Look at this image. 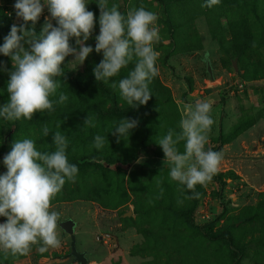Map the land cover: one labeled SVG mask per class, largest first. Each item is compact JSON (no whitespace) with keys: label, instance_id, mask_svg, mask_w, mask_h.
Listing matches in <instances>:
<instances>
[{"label":"rangeland","instance_id":"obj_1","mask_svg":"<svg viewBox=\"0 0 264 264\" xmlns=\"http://www.w3.org/2000/svg\"><path fill=\"white\" fill-rule=\"evenodd\" d=\"M96 2L89 0L88 5L96 15L95 32L87 41L93 49L99 35ZM14 3L0 0V45L11 26L22 22L17 20ZM113 3L125 15L142 4L158 17L160 40L155 49L160 54V73L150 84L152 99L135 109L131 118L137 120L149 110L145 128L138 126L129 139L119 142L111 135L124 117L105 120L101 112L129 105L118 89L96 81L93 69L103 56L93 51L84 64L76 62L65 69L66 81L59 78L63 87L58 91L69 97L66 104L56 105L51 114L37 113L31 121L0 117V174L7 171L3 158L15 139L30 138L38 150L52 151L54 132H65L69 136L67 155L73 164L90 156L111 162H100L106 169L104 176L76 164V181L67 182L53 201L61 221L77 223L76 247L85 253L87 264H264V0H219L212 8L202 7L205 0H109V6ZM48 15L45 10L37 23L38 34ZM71 43L75 46L74 39ZM244 43L246 53L236 61ZM0 62L7 66V71L0 70L2 106L9 99L6 89L12 61L0 54ZM132 67L113 80L126 76ZM197 99L213 102L215 124L207 147L222 151L224 160L207 187L197 186L202 195L190 213L189 200L177 203L183 196L169 177L165 155L156 141L169 128L178 129L182 105ZM88 114L94 116L95 128L83 124ZM44 125L50 130L48 137L43 135ZM97 134L107 140L102 150L91 147ZM179 147L183 152V144ZM127 151L136 159L125 165ZM131 174L147 197L143 207L156 210L144 213L134 206L128 188ZM119 185L128 200L116 194L107 196ZM127 213L130 216L124 217ZM5 220L0 217V223ZM60 236L58 249L40 253L34 246L29 255L16 257L0 252V264H76L68 257V235L60 229Z\"/></svg>","mask_w":264,"mask_h":264},{"label":"clouds","instance_id":"obj_2","mask_svg":"<svg viewBox=\"0 0 264 264\" xmlns=\"http://www.w3.org/2000/svg\"><path fill=\"white\" fill-rule=\"evenodd\" d=\"M96 3L99 35L95 36L93 49L87 41L95 32L96 15L88 8L89 0H15V15L22 22L11 26L0 45V54L12 61L6 89L9 99L0 106V117L31 121L37 113L51 114L56 105L66 104L69 97L58 91L63 87L59 78L66 81L65 69L76 62L78 66L84 64L93 51L103 56L93 69L97 82L118 89L121 99L133 109L148 105L153 97L150 84L160 73V54L155 49L160 40L157 14L142 4L130 8L125 15L117 4L109 6V0ZM218 3L219 0H205L202 7L212 8ZM45 10L49 15L44 17L38 34L36 25ZM68 57L74 59L67 61ZM130 64L133 67L126 76L113 80ZM0 70L7 71L3 62ZM57 95L58 99H54ZM180 111L178 129L169 128L156 141L165 155L163 164L170 169L169 177L183 196L178 204L199 199L202 194L196 191L197 186L207 187L224 160L222 151L207 147L215 124L213 102L197 99L184 103ZM83 124L95 128L94 116L88 114ZM138 126V120L125 117L111 135L117 142L127 140ZM42 131L49 136L47 125ZM52 141V151H41L33 139H15L3 158L7 171L0 174V217L6 220L0 223V252L5 257L27 256L34 246L40 253L62 246L61 213L53 201L67 182L76 181L79 168L69 162L67 133L55 131ZM106 143V138L97 134L91 147L102 150Z\"/></svg>","mask_w":264,"mask_h":264},{"label":"trees","instance_id":"obj_3","mask_svg":"<svg viewBox=\"0 0 264 264\" xmlns=\"http://www.w3.org/2000/svg\"><path fill=\"white\" fill-rule=\"evenodd\" d=\"M235 43V41H234ZM246 53V45L245 43L242 45L241 50L235 55L236 61L241 60V58L245 55ZM254 75L257 74L256 70H254ZM113 104L115 105V103L113 102ZM149 110H147V112H145V114L143 116H139L137 117L138 121H142L143 123L140 125V128H145V124L148 120L149 117H147ZM135 113V109H133L130 106H126V107H109L105 110H103L101 112V118L102 119H110V118H119V117H127V118H133V114ZM125 160H121L123 164L128 165L130 164L131 160L136 159V155L134 153H130L129 151L126 152L125 155ZM70 163H72L71 161H69ZM100 162H106L107 164H110L111 162L109 160H107L106 158H101V159H97L96 157L90 156V157H84L80 160H77L75 163L80 165V167L83 168V170H86L87 168L91 167L92 171L94 170H99L98 173L100 176H104V171H106V169H104V167L101 165ZM117 162V161H116ZM116 173L118 174L119 177H124L123 173L119 171V169L115 170ZM94 175V173H93ZM95 176V175H94ZM128 188L129 191L131 192V195L133 197V203L134 206L138 209H142L144 210V213H150L151 211L156 210V208H149V209H145L143 206L145 204V201L147 200V197L143 194L144 190L141 189L140 187H138L136 185L135 182V175L131 174L129 176V181H128ZM141 185H143V183H141ZM121 185H119V187L116 188V191L113 193V191H109L108 193V197H114V195L116 194L118 198H127L128 200V194L127 192L122 189V186L120 188ZM113 193V195H112ZM187 195H191L188 192H186ZM112 195V196H111ZM131 197V196H130ZM190 201V205L188 207V210L190 213H192L195 209V199L193 200H189ZM126 202V201H125ZM159 210V209H157ZM142 216H144L142 213H140ZM147 215V214H146Z\"/></svg>","mask_w":264,"mask_h":264},{"label":"water","instance_id":"obj_4","mask_svg":"<svg viewBox=\"0 0 264 264\" xmlns=\"http://www.w3.org/2000/svg\"><path fill=\"white\" fill-rule=\"evenodd\" d=\"M206 64V70L209 75L210 80H213L212 76V68L207 58L204 59ZM130 216V213L124 215V217ZM60 229L68 235L70 240V253L68 257L72 258V262L76 264H87V259L85 257L84 252H79L76 247V235H75V228L77 223L74 222L72 219H65L60 221Z\"/></svg>","mask_w":264,"mask_h":264}]
</instances>
